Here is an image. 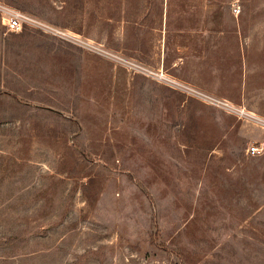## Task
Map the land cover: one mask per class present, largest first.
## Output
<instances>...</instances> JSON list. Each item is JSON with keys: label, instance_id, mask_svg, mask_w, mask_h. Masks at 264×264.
Returning a JSON list of instances; mask_svg holds the SVG:
<instances>
[{"label": "rangeland", "instance_id": "obj_1", "mask_svg": "<svg viewBox=\"0 0 264 264\" xmlns=\"http://www.w3.org/2000/svg\"><path fill=\"white\" fill-rule=\"evenodd\" d=\"M0 4V264H264V0Z\"/></svg>", "mask_w": 264, "mask_h": 264}, {"label": "built area", "instance_id": "obj_2", "mask_svg": "<svg viewBox=\"0 0 264 264\" xmlns=\"http://www.w3.org/2000/svg\"><path fill=\"white\" fill-rule=\"evenodd\" d=\"M0 13L3 15L4 20H5V25L9 31L18 32V31H21L25 26H27V27L37 28L45 33H50L55 36L62 35V32L59 31L58 29H54L53 27L41 21L40 19L32 17L28 14H25L20 10L10 8L8 6L0 4ZM213 100L216 101L215 99ZM218 104L227 105L220 101H218L217 105ZM249 152L251 154L259 153L260 148L259 146L252 145L249 148Z\"/></svg>", "mask_w": 264, "mask_h": 264}]
</instances>
